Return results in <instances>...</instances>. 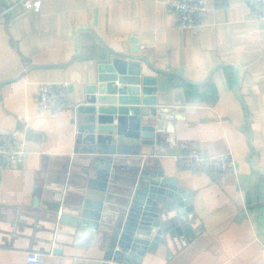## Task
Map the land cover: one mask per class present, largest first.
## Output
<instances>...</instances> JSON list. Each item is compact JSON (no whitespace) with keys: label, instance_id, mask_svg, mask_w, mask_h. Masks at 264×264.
<instances>
[{"label":"crops","instance_id":"crops-1","mask_svg":"<svg viewBox=\"0 0 264 264\" xmlns=\"http://www.w3.org/2000/svg\"><path fill=\"white\" fill-rule=\"evenodd\" d=\"M16 1L0 16V132L26 138L29 155L0 167V264H26L30 250L45 264H125L120 217L108 219L110 231L57 218L75 215L97 173L98 152L82 151L89 142H78L76 108L113 59L154 78L157 101L137 106L162 107L171 118L153 153L134 154L139 140L122 133L111 143L126 153L110 155L157 160L191 194L189 224L199 229L184 244L167 234L126 263L264 264V23L253 4L208 0L202 23L183 28L165 0H43L39 11L30 0H0V11ZM60 81L69 83L71 98L40 112L39 84ZM21 120L27 127L18 131ZM147 123L140 115L139 128ZM191 147L231 151L236 171L217 176L180 167L173 155Z\"/></svg>","mask_w":264,"mask_h":264},{"label":"water","instance_id":"water-1","mask_svg":"<svg viewBox=\"0 0 264 264\" xmlns=\"http://www.w3.org/2000/svg\"><path fill=\"white\" fill-rule=\"evenodd\" d=\"M152 84L154 78L140 77L136 63L113 59L112 63L100 66L97 82L86 87V104L76 108L78 142H89L82 151L98 152L92 164L97 173L89 180L82 207L76 208L75 215H57L60 221L66 220L80 229L109 231L114 224H108V219L120 217L118 245L126 253V262L139 261L147 250L165 243L167 234L184 244L199 230H191L189 224L191 194L178 187L176 179L166 177L157 160L154 163L142 156L126 159L110 155L126 153V146L111 143L112 134L127 133L138 139L131 147L134 154H151L156 150L153 146L164 140L160 132L164 120L171 118L165 109L137 106L157 101V88ZM97 102L100 104L96 105ZM149 113L152 117H145ZM140 115L149 122L141 128ZM115 118L117 124L113 125ZM131 121L135 124L128 131ZM60 206L55 204L54 210L58 211Z\"/></svg>","mask_w":264,"mask_h":264},{"label":"built area","instance_id":"built-area-1","mask_svg":"<svg viewBox=\"0 0 264 264\" xmlns=\"http://www.w3.org/2000/svg\"><path fill=\"white\" fill-rule=\"evenodd\" d=\"M256 10V18L264 23V0H247ZM43 0H30L32 11H39ZM168 10L172 13L178 27H192L202 23L208 10V0H165ZM17 4L11 2L0 11V16L10 13ZM72 92L68 82H41L36 95L37 108L40 112L55 111L65 105ZM27 122L20 121L21 129H26ZM17 133V132H16ZM28 140L15 137L12 132H0V167H11L22 163L29 155ZM174 161L180 167L194 171L209 170L217 176H224L236 171V159L231 151L218 154H205L191 147L175 153ZM26 264H45L42 255L37 251H27Z\"/></svg>","mask_w":264,"mask_h":264}]
</instances>
